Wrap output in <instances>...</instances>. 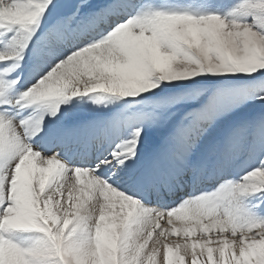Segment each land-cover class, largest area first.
<instances>
[{
  "label": "snow or ice",
  "instance_id": "6c2138e0",
  "mask_svg": "<svg viewBox=\"0 0 264 264\" xmlns=\"http://www.w3.org/2000/svg\"><path fill=\"white\" fill-rule=\"evenodd\" d=\"M0 264H264V0H0Z\"/></svg>",
  "mask_w": 264,
  "mask_h": 264
},
{
  "label": "rangeland",
  "instance_id": "374dc122",
  "mask_svg": "<svg viewBox=\"0 0 264 264\" xmlns=\"http://www.w3.org/2000/svg\"><path fill=\"white\" fill-rule=\"evenodd\" d=\"M177 237H173V239H176Z\"/></svg>",
  "mask_w": 264,
  "mask_h": 264
}]
</instances>
